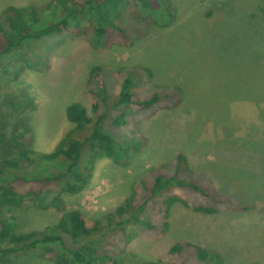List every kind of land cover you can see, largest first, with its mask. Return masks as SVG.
Wrapping results in <instances>:
<instances>
[{"label": "rangeland", "instance_id": "rangeland-1", "mask_svg": "<svg viewBox=\"0 0 264 264\" xmlns=\"http://www.w3.org/2000/svg\"><path fill=\"white\" fill-rule=\"evenodd\" d=\"M52 1L0 0V13L10 5L44 8ZM160 11L163 16L154 15L160 23L130 46L113 40L107 48L95 47L90 36L64 32L27 40L0 57V176L7 178L31 180L64 167L38 155L52 151L73 126L65 113L69 104L89 108L85 85L96 65L108 72L113 95L131 72L138 98L178 88L180 99L166 108L170 100L161 98L153 108L128 115L117 133L130 147L124 164L88 155V182L72 193L53 181H17L19 203L1 207L0 218L17 233L51 229L68 210L79 211L87 225L104 224L141 180L171 172L181 154L197 180L244 208L225 205L208 214L177 202L165 232L138 230L122 246L118 231H106L99 251L119 264H171L169 246L189 241L216 251L222 264H264V0H165ZM53 18L44 9L42 22ZM23 147L36 160L21 168L7 165ZM170 192L195 200L178 188ZM146 215L155 224L162 220L155 206ZM65 239L70 246L80 243ZM45 253L41 247L11 253L0 256V264H54ZM184 262L202 264L191 256Z\"/></svg>", "mask_w": 264, "mask_h": 264}, {"label": "trees", "instance_id": "trees-1", "mask_svg": "<svg viewBox=\"0 0 264 264\" xmlns=\"http://www.w3.org/2000/svg\"><path fill=\"white\" fill-rule=\"evenodd\" d=\"M163 4L165 5V0H53L44 8L33 5L6 6L0 13V57L27 40L64 32L75 36H90L95 47L107 48L113 40L123 46H130L136 35L142 34L148 26L160 23L154 15H164L160 11ZM44 9L53 14L51 21L42 22ZM83 16L85 18L81 20ZM108 77L109 74L102 65L90 69L85 85L89 108L78 101L69 104L65 113L73 126L63 134L52 151L38 155L39 159L45 161L61 160L64 167L31 180L22 176H0V208L19 203L15 185L17 181L46 180L56 182L63 192L80 190L90 177L89 168L85 164L88 155L91 159L104 156L117 164H124L126 151L130 147L118 140L117 133L126 124L128 115L153 108L161 98L170 100L164 105L166 108L174 107L180 102L178 88L138 98L133 90L135 81L131 72L123 77L113 95L108 87ZM26 131L27 128H24L23 133ZM12 134L13 137L18 135L14 131ZM8 144L20 146L16 140H10ZM131 146L134 147L133 144ZM31 153L30 148L23 147L17 159H6L5 162L10 167L21 168L36 160ZM22 160L26 163L21 164ZM186 164L185 156L180 154L176 157L171 172H158L151 181L141 180L138 189L106 215L104 224L95 222L87 225L79 211L68 210L60 215L57 224L51 229L17 233L11 222L0 218V256L41 247L54 264H106V260L114 259L99 251L97 243H100V235L106 231H118L123 241L122 246H125L137 236L138 230L163 233L168 228L170 207L177 202L194 211L208 214L217 212L225 205L244 208L197 180ZM188 175L190 178L187 179ZM174 188L189 192L194 195L195 200L189 202L170 192ZM150 206H155L161 215L160 224L153 223L146 215ZM65 235L68 239H79L80 243L68 245ZM167 252L166 257L172 258L171 264H185L187 256L202 264H222L221 256L216 251L189 241L175 242ZM174 258L179 261H173ZM114 261L117 264L121 262L120 259ZM148 264L159 263L150 261Z\"/></svg>", "mask_w": 264, "mask_h": 264}]
</instances>
